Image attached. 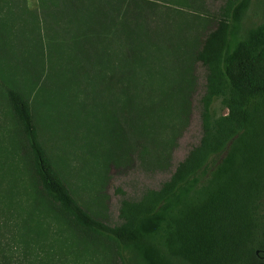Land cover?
Segmentation results:
<instances>
[{
  "label": "trees",
  "instance_id": "trees-1",
  "mask_svg": "<svg viewBox=\"0 0 264 264\" xmlns=\"http://www.w3.org/2000/svg\"><path fill=\"white\" fill-rule=\"evenodd\" d=\"M161 1L187 20L154 19L159 0H0V203L25 214L12 264H264V0L248 24L254 0ZM193 108L198 141L115 223L44 142L77 134L99 182L114 166L164 172Z\"/></svg>",
  "mask_w": 264,
  "mask_h": 264
},
{
  "label": "rangeland",
  "instance_id": "rangeland-1",
  "mask_svg": "<svg viewBox=\"0 0 264 264\" xmlns=\"http://www.w3.org/2000/svg\"><path fill=\"white\" fill-rule=\"evenodd\" d=\"M221 1L222 0H207L208 4L211 5H216ZM34 2L35 0H29L30 4H34ZM158 4L159 5L155 6L151 13L153 18L159 22H173L180 19L183 21L184 19L187 20L186 17L179 15L176 8L170 6V4H166L161 0H159ZM261 10L262 4L256 3V0H254L246 13L245 22L247 24L251 22H261ZM196 24L203 23L201 20H198ZM213 107L217 112H227V109H221V103L219 100L214 102ZM5 117L7 116L4 113V108L0 106V118L5 120ZM3 120H0V131L9 124L8 119L5 121ZM200 134V112L197 108H193L189 124L183 131L177 147L172 152L171 162L173 165L168 171L153 172L150 174L149 172L141 170L136 164L132 166H114L110 171V175L105 177L104 182H99L97 174L100 169L97 161L95 159H93V161L91 160V153L87 151L83 145H80L81 141L78 137H74V135L77 134L70 135L68 131L62 130L56 135L55 141L47 132H45L44 142L59 166L63 165L64 160L66 161L65 164L69 165H65L63 169L75 196L88 207L91 206V208H93L96 206L99 209L96 213L99 214V216H102L105 221L108 223H115L119 220L120 201L124 197L138 198L141 196L145 188L159 187L162 181L168 178L170 170L174 168L175 164L182 160L188 153L189 149L198 141ZM7 147L8 141L4 139L3 142H1L0 140V152L4 149V152L7 153ZM90 169L94 172L93 175L87 174V171ZM16 190L20 191V188H16ZM25 198L26 196L22 195L21 199L16 198L15 203L25 205L27 202V198ZM9 209L7 203L5 205L0 203V250H5L4 253L8 257V260H6L7 264H12V257H17V254L20 255V253H24L25 250L24 244L19 238L21 227L20 221L25 214L22 211L16 212L17 209L20 210V208L16 206L11 210ZM20 214L22 216H20ZM51 228L52 230H55L56 223L53 222ZM50 241L39 239L38 242L32 241V243H35L38 247L42 245L44 249L46 248L45 244L47 246L50 245L49 248H51L52 251L57 250L58 246L56 243L54 245V241ZM74 243L78 244V241L73 238L62 242V244H72L73 246ZM27 250L29 251L28 248ZM73 252H75V250H73ZM10 254L12 255L11 258H9ZM58 261H56V264L63 262V258L60 262ZM33 262L39 264L37 260ZM47 262L53 264L55 263V259L53 262ZM72 263H74V260H72V262L71 260H68L65 264Z\"/></svg>",
  "mask_w": 264,
  "mask_h": 264
},
{
  "label": "flooded vegetation",
  "instance_id": "flooded-vegetation-1",
  "mask_svg": "<svg viewBox=\"0 0 264 264\" xmlns=\"http://www.w3.org/2000/svg\"><path fill=\"white\" fill-rule=\"evenodd\" d=\"M259 257L264 259V255H259Z\"/></svg>",
  "mask_w": 264,
  "mask_h": 264
}]
</instances>
